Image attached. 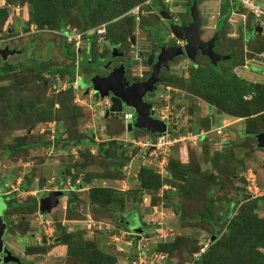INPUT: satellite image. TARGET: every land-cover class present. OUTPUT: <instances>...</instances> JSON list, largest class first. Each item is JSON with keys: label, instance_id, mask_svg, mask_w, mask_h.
<instances>
[{"label": "rangeland", "instance_id": "obj_1", "mask_svg": "<svg viewBox=\"0 0 264 264\" xmlns=\"http://www.w3.org/2000/svg\"><path fill=\"white\" fill-rule=\"evenodd\" d=\"M145 1L147 0L133 5L128 11L135 9L136 6H141ZM226 1L200 0L199 9L207 19L203 26V39H209L214 35L217 19L222 15L223 4ZM122 2V0L119 1V3ZM188 2L189 0H175V3H172V8L177 13H171L172 17H177L180 21L181 14H184L182 16L187 19L189 17V10L186 6ZM256 2L264 9V0H256ZM21 4L25 3L17 1L8 4L6 0H0V6H8L10 11L14 10L11 11V16L16 15L15 23L12 25V31H8L14 36L10 46L21 50L20 53L13 54L7 59L17 67L0 77V184L3 183L0 189V221L7 222L4 214L6 210L9 222H12L11 231H18V234H10L8 229L6 230L8 224L5 228L0 225L1 233L6 230L3 236L5 243L10 241V246L14 252L23 255V250L26 249L27 252V248L32 246L30 244L33 243V240L30 242L32 238L29 235L21 234L32 230L36 233L39 231V236H45L43 233L46 229L48 233L46 237L50 240V247H55L48 253L44 252L38 255L34 260L35 264H77L69 260L66 244L54 242L64 233H70L74 237L81 236L83 241H91L95 247L102 251L115 254L118 258L117 264H128L132 247L127 245L126 241L130 240L128 236L131 235L121 236L120 233L124 229H128V232L130 230L125 220H132V226H139L141 219H143V223L146 224V232L140 234L138 242L145 247L151 246L157 250L160 242H173L178 236H185L189 239L188 242L192 244L197 242L198 246H202L212 242V237L217 235L215 241L222 252L236 251V248L233 249L227 244V226L231 218L240 211V206L245 200L237 202L230 216L224 214L223 207L230 208V202L236 198V187L242 194H248L250 201L263 198L262 196L254 197L248 190L250 175L257 179L259 186L264 185V150H259L256 139L241 132L238 125L242 127L243 122L232 128L231 125L225 127L231 143L222 149L212 140L197 144L185 140L174 145L170 156L172 155L173 158L188 165L192 174L188 178L189 181L187 180L186 184H183L184 181L173 180L172 183L166 181L167 178H165L163 187L155 200V205L148 206L150 199L145 203L143 200L136 201L134 197L135 191L139 188L138 174L141 168L150 166L159 172V168L157 169L155 164L149 163L148 159H143L140 156L139 150L131 149L132 143L130 141L132 139H143L148 136L143 132H135L134 129L132 132L127 131L128 124L133 122L135 117L127 120L128 122H125L122 116L106 117L104 107L108 101L102 100L100 103L94 101L92 95L87 94L84 90L87 84L85 79L80 83L83 87L78 91V88L75 89L69 80V72L64 71L55 75L49 72V69L57 67H71V61L64 53L61 37L64 36V29L73 30L75 33L81 32L84 17L75 14L72 17L67 16L62 29L47 30L51 32L46 31L45 36L28 35L25 32L22 16L18 15L27 14L29 8L28 10L22 9V6L27 5ZM160 7L158 3L144 6L137 12L140 20L133 23L135 24L133 26L135 31L139 27L148 34L147 39L148 43L151 44V51L153 44L149 38V32L142 25L148 23L155 25L158 22L159 25L155 27L154 31L155 38L158 39V31L161 36L160 39L163 37L169 39L171 36L168 26L173 20H165L157 11ZM20 8L19 14H16L17 9ZM234 12L236 14L230 13L229 18L225 21L220 32V41L215 49L217 52L230 51L233 53L237 60L236 63H232L235 65L233 70L240 73L237 65L255 60L264 61L262 56L264 52L252 54V46L257 40H252L249 44L245 41L248 31L252 30V20L253 24L261 22L262 25L264 20L261 17L256 19L252 13L239 4H236ZM122 16L117 17L120 19L121 26L124 20L121 19ZM134 16L137 18L136 14ZM103 23L105 22H101V24ZM101 24L98 23L93 27ZM219 25L221 26V24ZM6 31L7 28L3 31V25H0V33L3 36ZM253 32L255 33L256 30H252ZM260 33L257 34H260L259 36L263 40L262 44H264V34H262L264 30ZM64 37L66 38L64 44L76 51L78 48L76 41H70L66 36ZM170 39L172 38L170 37ZM88 42L85 39L84 43L81 44L82 47L86 45L83 52L77 51L81 71L89 69L92 64L99 67L103 66L104 58L95 59L94 63H90L92 40L89 39ZM7 43V40L3 42L4 45ZM106 47L112 50L113 57H118L115 62L121 59L119 55L122 53L116 46H111L106 40L96 42V48L99 52L105 53ZM135 52L136 48L133 46L132 53L127 52L124 58L130 55L132 59ZM147 54L145 55L146 60ZM32 59H35L36 63L47 60L43 66L45 70L32 73L22 70V66L29 65ZM200 59V62L204 64L205 58L201 57ZM4 61L0 55V67L3 66ZM226 61L222 62L225 63ZM191 66L192 61L186 55L176 57L168 71L163 73L165 79H172V82L168 83L169 85L159 83L160 91L154 99L157 109L170 111L176 118L175 122L186 126L183 132L186 136L191 132L187 130L189 127H195L205 119L213 117L211 104L187 87L180 85L183 79H188ZM173 82L175 84H172ZM166 86L171 87L169 98H166L167 92L164 91ZM222 115L216 117V123L211 128L225 124L224 118L227 119L229 116ZM255 122L264 125V114L262 117L258 116ZM180 125H178L179 128ZM195 130L193 129V132ZM58 132L61 135L57 138ZM79 138L85 140L84 143L74 145L71 140ZM66 139L71 142L66 144L67 147H65V143L68 142H65ZM49 140L54 146L23 147L28 142L42 141L48 143ZM102 143H104V149H101V152H104L103 155L100 154ZM111 165L115 166V170L112 172L110 170ZM109 173L114 177L107 178ZM162 175L171 179L172 174L166 168L164 171L162 170ZM23 181H27L30 188L22 190ZM75 181L79 184H87L85 187L76 190L80 197L78 202L73 205V209L69 208L68 197L64 195L60 198V203L52 209L51 215L43 218L49 220L48 224L42 223L40 197H44L49 191L55 190V187L69 191ZM180 185H185V189L179 190ZM98 186H109L124 191L126 194L123 207L120 203L109 204L104 208L92 207L88 202L89 188ZM210 187H213L214 196L212 206H210L208 194ZM35 197L38 200L37 207L34 206L32 200ZM168 199H170L169 202ZM5 200L9 208H7L8 205ZM250 201L245 204L250 203ZM15 203L17 205H13ZM182 209L187 211L189 215H199L201 211L207 213L210 210L213 212L216 224H209L205 219L199 217L195 221L197 224L190 226L186 215L180 213ZM255 213L259 218H264V200L260 199L255 208ZM119 220L120 225H118ZM154 220L157 221L156 224L153 223ZM159 222L165 228L168 227L172 230V234L165 241L160 240L156 235ZM26 225L28 228L25 229ZM43 225H46V228ZM257 227L261 230L264 228V224L259 223ZM217 230H220L219 234H217ZM50 234L52 235L50 236ZM131 245L134 246V242ZM187 246L192 247V245ZM120 247L125 249L122 250L123 252L120 251L121 253L116 251ZM124 252L126 254H123ZM175 253L181 255L172 254L170 257L168 254L169 260L165 264H188L192 262L188 254L183 252V247ZM129 264L131 263L129 262Z\"/></svg>", "mask_w": 264, "mask_h": 264}, {"label": "trees", "instance_id": "obj_2", "mask_svg": "<svg viewBox=\"0 0 264 264\" xmlns=\"http://www.w3.org/2000/svg\"><path fill=\"white\" fill-rule=\"evenodd\" d=\"M8 4H13L17 1H21V8L28 10L27 14L18 15L22 16V20L24 21V28L25 32L27 33L30 31L31 25H35L39 31L34 33H28V35H42L45 36L47 31L52 28H60L62 29L64 26V21L67 16L81 15L84 17L82 24L83 33L82 43L84 40L89 39L92 40L91 42V50H90V57H92V61L94 63L95 59H98L101 55H105L110 51L107 47L105 48L104 52H99L96 48L97 41H103L99 39V37L92 32L90 34L87 33L89 29L94 28L93 26L101 22H107V32L105 39L111 46H117V48L121 47L120 50L127 52L132 51L133 44H132V33L135 32L133 26H135L136 17L134 15H125L122 16L125 12H127L133 5L142 2L143 0H122V3H119L120 0H6ZM194 0H189L186 4L187 9L189 10L188 14L189 17L186 19L184 14H181V20L187 21L190 19V7ZM198 4L200 0H197ZM160 4V8L165 9L162 0H154L151 5ZM224 10L221 15L220 24L224 25L225 21L229 18L231 10L233 8L230 6L229 1L223 4ZM147 7V6H145ZM159 8V9H160ZM13 11V10H11ZM11 11L8 6H0V25H7L6 34H4V38H9L11 41L14 39L12 33L8 32L9 30L12 31V25L14 22V15L11 16ZM159 11V10H157ZM24 12V11H23ZM122 16L121 19H124L122 22V26L119 23L120 19L117 17ZM117 19V20H116ZM141 22V21H140ZM252 30H253V20L251 22ZM159 25L158 22L155 25L150 23L142 25L145 27L149 32V38L152 41L153 49L159 48L161 45L166 44H173L175 43L176 39H167L163 37L160 39L159 31L157 32V38H155V27ZM221 26V27H222ZM50 27V28H49ZM153 31H152V29ZM221 29V28H220ZM134 30V31H133ZM222 30V29H221ZM252 30L247 33L245 37V41L249 44L252 40H257L254 42L252 46V54H257L264 52V44L263 40L260 38V34L258 32H253ZM47 31V32H46ZM41 32V33H40ZM252 33V34H251ZM264 34V33H262ZM62 38L63 43V50L65 55L71 61V67H62V68H53L49 69L50 74L55 75L57 73H61L64 71L69 72L70 74V82H74L77 80V76L82 79L83 71L78 67L76 70V58L78 52H83L86 45L83 47L80 46L76 51L72 50L69 46L64 44L66 38L64 36ZM10 41V44H11ZM220 41V40H219ZM217 41V45L219 43ZM90 42V41H89ZM88 42V43H89ZM32 47V45H31ZM98 51V52H97ZM233 52V51H232ZM231 54L232 57L230 60L224 62H219L217 65L211 63L207 56L199 54L196 61L192 62V66L189 70V77L188 79H183L180 85L182 87H187L190 91H193L194 94L198 95L206 102L211 104L216 108L219 113L228 114L237 118H246V128L245 132L249 137L256 139V135L264 131V125L256 124L255 120L258 116L262 117L264 114V83L260 82H252L246 81L244 79L239 78L236 73L233 71V65L236 63V58L233 53L230 51L225 52ZM130 57V55H129ZM128 57V58H129ZM201 57L205 58V63H201ZM146 59V58H145ZM30 64L27 66H22V70L26 72H42L45 70L44 63L47 60H42L41 63H36L35 59L30 60ZM90 62V63H91ZM130 64V59H129ZM233 63V64H232ZM89 64V63H88ZM22 65V64H21ZM17 65L11 63L10 61L6 60L3 62V66L0 67V77L9 73L10 71L14 70ZM168 71V69L164 70L161 73V81L160 83H164L169 85L168 83L172 82V79L164 77L163 73ZM85 79V78H84ZM78 80V81H80ZM83 80V79H82ZM81 80V81H82ZM86 80V79H85ZM89 81V80H86ZM88 83V82H87ZM172 84H175L173 82ZM252 120V121H251ZM212 122L211 118L205 119L203 122L197 124V126H193L194 129H211ZM135 132H143L146 136H151L147 131L142 129H134ZM178 133V132H177ZM61 135L60 132L57 133V138ZM214 143L215 137L208 135L205 137L201 142L211 141ZM257 140V139H256ZM68 141V142H67ZM74 145H81L84 143L85 140L83 139H73ZM65 145L71 143L69 139L65 140ZM200 142V143H201ZM217 143V142H216ZM230 141L220 142L221 149L228 144ZM39 145H53L52 141L49 142H28L25 144V148H32L34 146ZM219 145V143H218ZM54 146V145H53ZM104 143L100 146V154L103 155L104 152H101V149H104ZM67 147V145L65 146ZM108 156V155H107ZM106 156V157H107ZM111 172L115 170V166L111 165ZM167 168L169 172L172 174L171 179L166 176H163L162 173L157 172L154 168L150 166H143L138 174V181H139V188L135 191V199L136 201L144 202V194L150 197V204L148 206H153L156 203L157 196L160 192V189L163 187L164 179L168 182H172L173 180H177L179 182H183L186 184L188 178L192 176L190 169L187 164L182 163L180 160L173 158L171 155L168 160ZM108 176V177H107ZM107 178H113L110 173L107 175ZM186 178V179H184ZM173 183V182H172ZM3 184V183H1ZM0 184V189L1 185ZM87 183H73V187L69 191H64V195L68 197V206L70 209H73V205L78 202L79 199V188L85 187ZM22 190L26 188H30L27 181H23L21 185ZM185 189V185H180L179 190ZM236 198H234L230 202V208L228 209L226 206L223 207L224 214L226 216H230L232 214V210L236 206L237 202L245 200L243 205L240 206V211L234 215L228 226V234L226 236L227 244L235 249L236 251L232 252H222L219 249L217 242L212 240L208 243L207 247L205 248L204 252H202L197 258H194V254L201 250V247L204 245H197V242L192 244L189 239L185 236H178L175 241L173 242H160L158 244L157 251L167 255V261L169 260L168 254L172 257V254L181 255L175 253L181 247H183V252H186L188 256L192 259L193 264H264V228L259 229L257 224L263 223L264 218H259L257 213H255V208L258 206V202L260 199L264 200L263 198L258 199H251L249 198L248 194H242L241 191L236 187ZM75 190V191H74ZM125 192L119 191L113 187L109 186H98V187H90L89 188V195H88V202L92 207H106L109 204L120 203L123 207L125 203ZM208 194L210 197V206L213 205V187H210L208 190ZM153 197V199H152ZM156 197V198H155ZM33 204L36 206L38 204L37 198H33ZM168 202L170 199L167 200ZM250 201V203H247ZM87 202V201H84ZM145 203V202H144ZM17 205V203L13 204ZM33 206V208H34ZM38 206V205H37ZM36 206V207H37ZM137 207V205H136ZM9 208V205H8ZM181 214L186 215L187 222L190 226L196 225L195 222L199 217L205 219V221L209 224H216L214 221L213 212L208 210L207 213L201 211L199 215H189V213L184 211L183 209L180 212ZM223 217H225L223 215ZM120 220L118 221V223ZM28 225V224H27ZM25 226V229L28 226ZM120 225V223L118 224ZM146 225V224H145ZM18 226V225H17ZM12 227V222H10L9 229ZM126 227V226H125ZM146 227V226H145ZM12 229V228H11ZM11 229L9 232H12ZM17 230H14L12 234L17 233ZM28 232V231H27ZM24 235V234H23ZM139 237H137L138 239ZM58 243H63L67 245V256L69 260L77 263V264H117L118 258L115 254L102 251L95 247L91 241H83L81 236L74 237L73 234L67 233L63 234L59 237ZM187 245H192L189 248ZM40 249V251H39ZM28 252H44V249L40 247L29 246L27 248ZM167 253V254H166ZM187 256V257H188ZM231 257V259H229Z\"/></svg>", "mask_w": 264, "mask_h": 264}, {"label": "water", "instance_id": "obj_3", "mask_svg": "<svg viewBox=\"0 0 264 264\" xmlns=\"http://www.w3.org/2000/svg\"><path fill=\"white\" fill-rule=\"evenodd\" d=\"M159 14L163 16L165 20H173L168 28L172 38L183 39L185 41L183 46L176 45L175 43L169 45L163 44L160 46V52L157 56L153 53L150 54L147 58V63L152 67V73L148 79L144 81L128 85L129 81L124 75V64H121L119 69H115V71L113 70L109 73L107 81L93 80L85 86V92L87 94L90 93L94 101H99V103L102 102V100L108 101V104L104 107L106 117L122 115L123 110L135 114L134 121L130 122L127 126L128 132H132L133 129H142L150 134L160 135L166 131L167 123L154 117L155 109L152 108L153 102L145 100L144 98L147 92H153L158 88V83L161 81V73L164 69L169 68V62L174 58L186 55L191 61H196L197 56L202 54L207 56L211 63L217 65L220 61L231 57V55L217 52L215 49L217 40L220 38V32H216L209 39H203V26L206 19L201 14L197 0H194L190 7L191 20L189 22L183 20L178 22L175 21L172 19V14L163 8L159 9ZM255 29L262 31L264 27L257 25ZM131 40L134 45V35H132ZM19 52L21 51L12 48L9 44L0 46V55L5 61L9 56ZM81 86L82 84H80V87ZM177 128V126H174V129ZM179 130L183 132L184 128H180ZM188 130L192 131L193 127H189ZM256 138L258 147L264 149V131L258 133ZM63 193V190H53L46 193L40 200V211L50 212L59 204L60 196H63ZM0 222L3 228L8 224V222L5 221ZM139 227L138 225L131 226L132 231L138 233L141 232ZM1 230L2 228L0 227V264L9 262L21 263L20 258L14 255L12 251L5 246L3 236L6 230L3 233H1ZM219 233L220 230H217V234ZM216 236L217 235H214L212 237L213 241L216 239ZM2 254H4V256Z\"/></svg>", "mask_w": 264, "mask_h": 264}, {"label": "built area", "instance_id": "obj_4", "mask_svg": "<svg viewBox=\"0 0 264 264\" xmlns=\"http://www.w3.org/2000/svg\"><path fill=\"white\" fill-rule=\"evenodd\" d=\"M154 0H147L145 1L141 6H136L135 9H132L128 12H126L123 16L125 15H134L136 14L137 18L136 20H140V17L138 16L137 12L140 9H143L144 6H148L153 3ZM175 0H162V3L165 8H167L170 13H177L172 7ZM232 2H237L239 5H241L243 8H245L247 11L252 13L256 19L259 17L264 16V9L261 8V6L256 2V0H230ZM19 10L17 9L16 14H19ZM14 11V10H13ZM233 15L236 13L234 11ZM231 12V13H232ZM175 21H178L179 18L175 17L173 18ZM107 25L108 23L105 22L97 27H94L92 29H89L87 31L88 34L95 32V34L99 37V39L104 40L107 32ZM8 28L6 25L3 26V31L4 29ZM39 31L35 25H31L30 31L27 33H34ZM63 35L67 37L68 40H75L78 48L82 44V38H83V33H75L73 30L69 29H64L63 30ZM134 47L136 48L135 56L131 60V66H130V76L132 78H135L137 80H141L146 77V74L149 72V65L144 63V57L147 53L151 51V44L148 43V37L145 31L141 30L139 27L136 29L134 32ZM7 40V44H10V39L9 38H4L3 34L0 33V45L5 46L7 44H3V42ZM176 45L183 46L185 44V41L183 39H177L175 41ZM77 48V49H78ZM76 69H78V64L76 66ZM78 80L79 77L77 76V80L72 82L71 84L74 86L75 89L79 88L78 85ZM171 87L166 86L164 88V91L167 93V97L169 98V92H170ZM155 109V117L158 119L164 121L167 123V129L164 133L160 135H151L150 137L148 136L147 138L143 139H132L130 142L132 143V148L131 149H137L139 150L140 156L143 159H148L149 163L155 164L157 169L159 170L160 173H162V170L167 168L168 160L171 154V149L174 145H176L179 142L189 140V142L193 144H197L198 142H201L205 137L210 135L211 130L206 129V128H201L199 130H195L194 132L191 131L188 136L186 134L181 133V135H178L175 133V130H173V126L177 124L176 118H174L173 114L170 111H167L166 109H157L154 106ZM135 114L124 111L123 112V119L125 122H128L127 120H131L134 118ZM217 135H224V132L221 128L216 129ZM218 143V142H217ZM253 175V174H252ZM249 185L248 190L251 192V194L254 197H259L262 196L264 197V185L259 186L257 179L255 177H250L248 178ZM18 190V189H17ZM20 191V189H19ZM144 196V202H146L150 197L146 194ZM156 209V207H153ZM42 217V223L48 224V219H43L44 216L41 214ZM157 221H153V223L156 224ZM161 225V222H159ZM156 228V235L160 240H167V238L172 234V230L169 229L168 227H164L162 224L161 226ZM44 228H46V225H43ZM45 233H47V230L45 229ZM126 234H131L133 235L134 233H126ZM139 241V240H138ZM208 244H205L203 247H201V250L197 253L194 254V258H197L202 252H204L205 248L207 247ZM136 249L138 250V253L136 255V258L133 260L132 264H161V262H166L167 261V255L160 253L158 251H151L150 253H146L147 249L138 242L136 244ZM149 252V251H147ZM188 264H193L192 262Z\"/></svg>", "mask_w": 264, "mask_h": 264}, {"label": "crops", "instance_id": "obj_5", "mask_svg": "<svg viewBox=\"0 0 264 264\" xmlns=\"http://www.w3.org/2000/svg\"><path fill=\"white\" fill-rule=\"evenodd\" d=\"M228 1V0H227ZM226 1V2H227ZM225 2V3H226ZM174 3H175V1H174ZM224 3V4H225ZM229 3H230V6L233 8L234 6H236V4H238L237 2H232V1H229ZM198 6H199V4H198ZM234 9L235 8H233L232 10H231V12L232 11H234ZM201 11V10H200ZM201 14H202V12H201ZM203 17H204V15H202ZM14 17H16V15H14ZM221 18V16L217 19V22H216V26H215V33L216 32H221V29H222V24H221V26L219 25L220 24V19ZM205 19H206V17H205ZM261 19L262 20H264V16H262L261 17ZM206 22H207V19H206ZM206 22H205V24H206ZM257 25H261V26H263L264 27V24L262 25L261 24V22H258L257 24H254V26H253V30L255 29V27L257 26ZM221 28V29H220ZM256 30V29H255ZM264 30V29H263ZM256 32H261V31H258V30H256ZM147 36H148V34H147ZM170 37H172V35L170 36ZM169 37V38H170ZM220 37H221V33H220ZM217 41H219V39L217 40ZM18 50V49H17ZM21 51V50H20ZM20 53V52H19ZM130 53H132V51H130ZM222 53V52H221ZM224 54H228V53H224ZM77 55V54H76ZM202 55V54H201ZM229 55H231V54H229ZM263 56V58H264V54L262 55ZM129 57V56H128ZM198 57V56H197ZM231 57H232V55H231ZM231 57L229 58V59H225V60H230L231 59ZM129 59H130V63H131V56L129 57ZM175 59V58H174ZM173 59V60H174ZM172 60V61H173ZM172 61H170L169 62V68H170V65H171V63H172ZM222 61H224V60H222ZM222 61H220V62H222ZM192 62H194V61H192ZM75 63H76V66H77V64H78V67H79V60L76 58V61H75ZM144 63H146L147 65H148V63H147V60L145 59V57H144ZM237 65V64H236ZM169 68H167V69H169ZM237 69H238V71L240 72V73H236V71H234L235 73H236V75L239 77V78H241V79H244V80H246V81H252V82H260V83H264V61H261V62H258L257 60H255L254 62H245V63H242V64H239V65H237ZM77 70V69H76ZM164 70H166V69H164ZM163 70V71H164ZM79 77V76H78ZM83 79V78H82ZM81 79V80H82ZM80 80V79H79ZM78 81V85L82 82V81ZM88 83L87 84H89L91 81H87ZM83 86H81V87H79L78 88V91L82 88ZM85 90V89H84ZM212 108V114H213V117L211 118V122H212V125H215V123H216V117H218V116H221L222 114H224V113H219L217 110H216V108L214 107V106H212L211 107ZM217 113V115H215ZM227 116H229V118H227V119H225L224 118V120H225V124H220V125H218V126H214L213 128H211L212 130H211V136L213 135V137H215L216 138V142H218L219 143V146H220V142H225V141H230V139H229V133L225 130V127L226 126H229V125H231V128L232 127H235V125H237V124H239V123H242L243 125H242V127L241 126H239L238 125V127L239 128H241V132L244 134V133H246L245 132V128H246V118H237V117H234V116H231V115H228V114H226ZM223 116V115H222ZM218 128H221L222 130H223V132H224V135H217V133H216V129H218ZM257 136V135H256ZM257 139V138H256ZM218 143H216V144H218ZM215 144V143H214ZM215 146H218V145H215ZM257 146H258V141H257ZM259 148V150L261 149V150H264V149H262V148H260V147H258ZM55 190H63V189H56V187L54 188ZM51 191H53V190H51ZM64 191V190H63ZM50 192V191H49ZM63 196H64V194H63ZM62 196V197H63ZM66 196V195H65ZM42 197V196H41ZM40 197V198H41ZM41 200V199H40ZM60 203V202H59ZM52 211V210H51ZM51 211L50 212H42L41 211V214L44 216V218H46V216H50L51 215ZM49 221V220H48ZM141 221H143V219H141ZM125 222L127 223V221L125 220ZM132 226V225H131ZM131 226H128L127 225V227L130 229L129 230V232L130 233H134L133 235H131V236H128L129 237V239L130 240H127L126 241V243H127V245H130L131 247H132V249H131V251H130V253H129V255H130V260L128 259V257H127V259H128V264H129V262L132 264V262H133V260L136 258V255H137V253H138V250L136 249V244L138 243V240H139V238L137 239V237H139L140 236V234H142V233H145L146 232V230L145 231H143V232H133L132 231V228H131ZM126 227V228H127ZM123 231V230H122ZM128 232V229H124V231L123 232H121L120 233V235L121 236H124V235H128V234H126ZM128 232V233H129ZM18 234V233H17ZM44 234H45V230H44ZM21 235H23V234H21ZM24 235H28V233L26 232V233H24ZM47 235V234H46ZM52 234H50V236H51ZM131 242V243H130ZM134 242V246H132L131 244ZM8 244H10L11 245V242L9 241L8 242ZM141 244V243H140ZM144 247H145V245H143ZM130 247V248H131ZM146 249H147V251H149V252H147V251H145L147 254L148 253H150L151 251H157L156 249H154L153 247H145ZM121 249V250H120ZM120 249H117L116 251L117 252H119V253H121L120 251H124L125 249H124V247H120ZM133 249H135V250H133ZM122 251V252H123ZM134 251V252H133ZM111 253V252H110ZM123 254H126V252H124ZM133 254V255H132ZM166 262H161V264H165Z\"/></svg>", "mask_w": 264, "mask_h": 264}, {"label": "flooded vegetation", "instance_id": "obj_6", "mask_svg": "<svg viewBox=\"0 0 264 264\" xmlns=\"http://www.w3.org/2000/svg\"><path fill=\"white\" fill-rule=\"evenodd\" d=\"M190 20H191V15H190V19H188L186 22H189ZM118 50H119L120 53H122V55H119V58H121L120 60H118V61L115 62V60L118 57H116V56L113 57V52H112V50H110L109 53H107L105 55H101L100 57H98L99 59L104 58L103 66H100L99 67V66H96L95 64H92V66L89 67V69L83 71V74H82L83 76H81V78H83V79L85 78L86 80H89V81H93V80H96V81H107L109 73L111 71H113V70L115 71V69H119L120 66H121V64H124V75L127 77L128 81H129V84L128 85H131L133 83L140 82V81H144V80L148 79V77L152 73V67L149 66V72H148V74H146V77L145 78H143L141 80H137L135 78H132L130 76V66H131V63L129 64V62H128L129 61L128 56L124 58V56L126 55L125 54L126 51H124V50L122 51L119 48H118ZM159 52H160V47L157 48V49H155V50L153 49L151 52H149L147 54V56H149L152 53L157 56ZM91 61H92V59H91ZM91 63H93V62H91ZM159 83H158V88L156 90H154L153 92H147L145 94V98L144 99L153 102V106L155 104V100H154L155 99V96L160 91V84ZM119 116H121V115H119ZM61 197L62 196H60V198ZM6 204L8 205L7 201H6ZM4 214H5L6 219H7V222H8L7 229H8V232H9L10 222H9V218L7 217V214H6V210H5V213ZM131 222H132V220H127V225L128 226H131ZM140 223L141 224L139 225L140 226L139 229L141 230V232H143V231L146 230V227H145L146 225H145V223H143V221H140ZM38 232L36 233V232H34L32 230H28L27 233H28L29 237L32 238V239H30V242H31V240H33V243H31L30 245H32L34 247H40V248H42V250L44 249V252L48 253L55 246H53L51 248L50 247V240L48 239V237H46L47 235L43 233L45 236H43V235L39 236V233ZM9 233L12 234L11 232H9ZM58 241H59V239L56 238L54 242L56 243ZM5 246L8 247L12 251V253L14 255H16V256H18L20 258L21 263L14 262L16 264H35L34 260H36L37 256L40 255V254H42V253H44V252H33V253L31 252L30 253L28 251L26 252V249H24L23 250V255H18V254H16L14 252V250L12 249V247L10 246V244H8V242L5 243ZM2 255L4 256V254H2ZM10 263H12V262L3 263V264H10Z\"/></svg>", "mask_w": 264, "mask_h": 264}, {"label": "clouds", "instance_id": "obj_7", "mask_svg": "<svg viewBox=\"0 0 264 264\" xmlns=\"http://www.w3.org/2000/svg\"><path fill=\"white\" fill-rule=\"evenodd\" d=\"M10 45V44H9ZM79 79H80V77H79ZM79 87H80V84H79ZM154 106H155V104H154ZM154 106H152V108H154ZM125 110H123V112H124ZM123 112H122V118H123ZM135 117V116H134ZM155 117V116H154ZM155 118H157V117H155ZM177 124H175L174 126H177L178 127V125H180L178 122H176ZM174 126H173V130H175V133L176 134H178V133H183L184 131H185V128H186V126H182V125H180L181 127L180 128H184V131L183 132H180V128L178 127L177 129H174ZM193 127V126H192ZM194 129V128H193ZM188 130V129H187ZM210 130H212V129H210ZM193 131V130H192ZM178 132V133H177ZM212 133V132H211ZM150 134V133H149ZM151 135H153V134H151ZM155 135H157V134H155Z\"/></svg>", "mask_w": 264, "mask_h": 264}]
</instances>
